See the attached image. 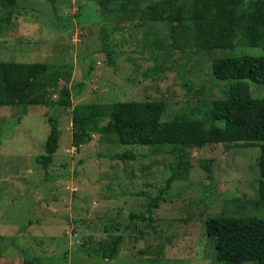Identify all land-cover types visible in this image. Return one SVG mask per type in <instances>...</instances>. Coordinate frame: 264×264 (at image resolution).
<instances>
[{
    "label": "rangeland",
    "instance_id": "rangeland-1",
    "mask_svg": "<svg viewBox=\"0 0 264 264\" xmlns=\"http://www.w3.org/2000/svg\"><path fill=\"white\" fill-rule=\"evenodd\" d=\"M157 1L135 0L126 8L123 0H16L8 17L0 0V61L69 64L72 73L51 90L45 106L0 107V264H23L26 254L41 264H107L99 242L120 234L124 241L110 264H221L215 237L227 229L220 223L264 214L261 144H210L178 154L171 145L157 152L155 146L107 143L101 127L89 141L74 136L77 105L160 102L163 121L201 120L207 102L230 93L212 74L213 61L227 51L176 50L168 25L141 21L142 8ZM105 41L117 51L115 60L100 50ZM234 53L260 56L264 50ZM249 85L251 97L264 98V85ZM65 88L72 94L66 109L55 106ZM50 117L58 119L62 136L45 170L38 159ZM127 151L137 158H112ZM203 161L211 164L212 180ZM176 170L184 178L147 214L150 197ZM132 213H144L145 220H132Z\"/></svg>",
    "mask_w": 264,
    "mask_h": 264
},
{
    "label": "trees",
    "instance_id": "trees-1",
    "mask_svg": "<svg viewBox=\"0 0 264 264\" xmlns=\"http://www.w3.org/2000/svg\"><path fill=\"white\" fill-rule=\"evenodd\" d=\"M134 1L123 0V7H129ZM15 4L16 0H1L5 15L10 17L13 14ZM140 17L142 22L168 25L171 46L176 50L227 51L228 55L213 61L212 74L215 79L226 83L230 93L226 92L223 99L207 102V112L201 120L176 116L163 121L164 104L160 102L77 105L72 112L74 136L86 137L87 140L83 141L86 142L90 140V134L101 127L107 143L155 146L157 152L161 147L171 145L174 146L173 152L178 154L185 149H203L210 144L239 148L261 144L257 164L258 194L259 203L264 208V98L251 97L249 85V81L264 85V53L260 56L234 53L236 48L262 47L264 50V0H159L142 8ZM4 19L5 16L0 19V28ZM100 50L116 59L117 51L108 41ZM87 55L80 57L86 59ZM70 69L69 64L0 61V107L47 105L50 92L57 88L60 79L71 77ZM71 96L70 88H65L63 97L55 106L71 107ZM49 124L45 154L38 159V164L45 170L52 164L62 136L56 117H50ZM83 142H76V145ZM112 158L126 161L136 159L137 155L127 151ZM201 167L212 180L210 162L203 161ZM183 178L178 170L174 171L158 194L150 197L146 213L152 216L153 210L166 201L172 184ZM130 218L145 220L144 213H132ZM153 220L151 217L150 221ZM220 225L227 230L215 237L218 263L264 264L263 213L232 216L225 218ZM143 234L144 231L140 230V236ZM123 241L122 234L109 235L99 242L98 254L113 260L119 254ZM23 264L41 263L26 254Z\"/></svg>",
    "mask_w": 264,
    "mask_h": 264
},
{
    "label": "water",
    "instance_id": "water-1",
    "mask_svg": "<svg viewBox=\"0 0 264 264\" xmlns=\"http://www.w3.org/2000/svg\"><path fill=\"white\" fill-rule=\"evenodd\" d=\"M107 264H110V260H108V263Z\"/></svg>",
    "mask_w": 264,
    "mask_h": 264
}]
</instances>
